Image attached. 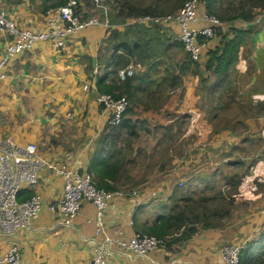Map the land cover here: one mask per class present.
I'll use <instances>...</instances> for the list:
<instances>
[{
  "label": "crops",
  "instance_id": "1",
  "mask_svg": "<svg viewBox=\"0 0 264 264\" xmlns=\"http://www.w3.org/2000/svg\"><path fill=\"white\" fill-rule=\"evenodd\" d=\"M56 1L4 0V5L19 25L40 29L59 6L53 5ZM78 2L82 8L86 7V0ZM205 9L207 7L203 6L202 11ZM257 10L254 17L229 21L208 41L197 61L189 59L181 44L167 43L177 48L174 53L162 57L167 58L161 62L169 61L170 64L159 62L153 69L140 60L136 69L141 66L138 71L140 75L144 73L134 78L133 86H138L139 80H154L166 74L173 69L172 66H178L181 72L189 63L207 77L206 83L210 87L214 83L217 88L232 83L237 105L264 104V99L259 96L264 91V9ZM111 23L118 27L124 25ZM172 26L178 32L177 24ZM110 29L104 25L89 26L71 35L64 49L49 42H38L34 48L20 52L7 67L9 76L0 82V135L9 136L19 144L35 142L41 157L65 161L77 171L90 170L92 157L99 149V138L110 117V109L98 99L103 92L98 80L104 76L107 77L105 84L121 83L118 70L115 75L111 71L114 65L111 45L115 43V37ZM238 29L246 32L241 34L235 60L225 72L216 73L209 69V51L219 47L223 39L237 38ZM11 41L12 35L0 29V57ZM178 67L171 72L173 80L179 73ZM185 78H192V75ZM227 133L224 130L219 136L223 138ZM225 147L224 143L218 144L214 154L220 156ZM212 160L203 150L201 155L188 160L180 173L188 176L209 166ZM175 182V177L154 180L139 188L136 194L115 196L104 215L107 231L123 238L135 231H144L159 214L168 210L151 220L142 218L143 210L152 201L170 200ZM28 188L42 198L39 215L31 227L19 229L10 236H0V251L15 243L22 249V264H91L96 242L94 221L97 207L94 203L85 201L72 223L65 225L61 208L64 177L43 166L39 182ZM258 202L261 204L253 214L233 215L225 223L210 226L199 224L191 237L166 244L147 255H137L114 245L105 264H226L221 254L226 243L246 240L247 245L250 242L257 246L264 244V198Z\"/></svg>",
  "mask_w": 264,
  "mask_h": 264
},
{
  "label": "rangeland",
  "instance_id": "2",
  "mask_svg": "<svg viewBox=\"0 0 264 264\" xmlns=\"http://www.w3.org/2000/svg\"><path fill=\"white\" fill-rule=\"evenodd\" d=\"M76 1L77 11L85 15L102 10L94 0H86L84 8ZM185 1L104 0L110 21L124 23L128 19L118 33L114 32L115 43H112L111 51L123 41L133 49L130 54L123 48L118 51L124 57L118 65L112 66L114 75L116 70L129 64L135 67L131 77L143 76L144 72L140 75L138 71L141 66L137 65L136 69L140 60L153 69L159 62L170 64L161 61L167 58L163 56L177 49L167 43L179 44V34L173 23L132 20L141 15L173 14ZM250 4L249 0H218L213 11L207 10L223 20L233 21L236 18L227 15L238 14ZM259 8L255 7V11ZM140 9L147 11L127 15L129 11ZM187 64L181 72L177 66L179 73L174 80L171 72L177 67L172 66L171 71L154 80H139L138 86L131 88L132 94H122L128 97L132 107L124 116L130 122L123 124L115 134L116 138L105 144V154L120 164L115 184L119 189L135 190L154 180L175 177L171 199L152 201L141 214L144 219L151 220L153 216L179 206H187L189 213H202V207L206 205L212 224L225 223L233 215L253 214L261 204L258 201L264 198V104L237 105L232 83H224L218 88L214 83L210 87L206 83L207 77L193 64ZM186 75H192V78L186 79ZM124 81L120 79L117 93L125 89ZM224 130L228 132L227 136L221 138L219 133ZM222 143L226 144L225 150L217 156L214 148ZM101 145L104 144L99 143V147ZM203 150L214 159L210 165L188 176L180 173L186 162L201 155ZM203 223L205 221H198L196 226ZM161 238L165 244L173 242L169 241L172 236ZM259 257L254 264H264V253Z\"/></svg>",
  "mask_w": 264,
  "mask_h": 264
},
{
  "label": "built area",
  "instance_id": "3",
  "mask_svg": "<svg viewBox=\"0 0 264 264\" xmlns=\"http://www.w3.org/2000/svg\"><path fill=\"white\" fill-rule=\"evenodd\" d=\"M76 0H68L57 6L49 16L45 26L33 29L19 25L7 11L4 0H0V29L12 35V41L0 57V82L9 76L7 67L17 55L35 47L38 42H49L58 49H64L71 35L89 26L104 25L113 28L108 17V9L104 0H94L102 8L99 13L85 15L77 11ZM207 0H186L182 7L168 15H141L132 22L176 23L179 39L191 59L201 58L208 41L220 29L228 25L217 15L202 11ZM79 4V2H78ZM259 18V17H258ZM124 22L123 24H126ZM133 65L118 69L120 79L133 75ZM264 99V91L259 94ZM99 102L110 109L108 123L118 126L124 119L129 99L126 95L116 96L113 93L101 92ZM48 167L64 177V193L61 199V208L65 215V225H70L80 212L85 201L89 200L97 207L95 223V245L91 264H105L106 256L111 253L114 245L125 251H133L137 255H147L164 245L161 237L146 231H135L128 238L115 236L107 231L104 215L115 196L136 194L138 189L123 190L119 188L106 189L100 187L89 170L77 171L65 161L46 159L38 154V145L35 142L19 144L9 136L0 135V236H10L19 229L32 226L34 219L39 215L43 201L41 196L33 192L26 198L20 199L19 192L25 187H33L39 182L40 170ZM247 241L226 243L221 248V254L226 264H241V253ZM0 264H22V249L18 244H10L8 249L0 251ZM47 264V263H42Z\"/></svg>",
  "mask_w": 264,
  "mask_h": 264
},
{
  "label": "trees",
  "instance_id": "4",
  "mask_svg": "<svg viewBox=\"0 0 264 264\" xmlns=\"http://www.w3.org/2000/svg\"><path fill=\"white\" fill-rule=\"evenodd\" d=\"M217 1L218 0H207L206 7L208 8L209 11H213L214 9L213 7L216 5ZM249 2L251 3L250 4L251 6L248 9H244L246 8L244 7L238 14L227 15V17L228 18L241 17L247 19L254 17L256 15L255 7H261L262 9H264V0H249ZM64 3H66V0H58L54 2L53 5H60ZM146 11L147 10L145 9H140L139 11L132 10L129 11L128 12L129 14L127 13V15H131V14L133 15L136 13L145 14ZM111 29L112 32L115 33H118L120 31V27L118 26ZM243 32L246 31L242 29L240 30L238 29L237 30V33L239 34L237 36L238 39L236 37H232L231 39H227V40L223 39V42L221 43V45H219V47L209 51L210 58L207 64V67L209 69H213L214 72L216 73H218L219 71L225 72L227 70L230 64L237 57L236 55L239 52V46H240L239 43L242 39L241 34H243ZM178 43L183 45L180 39L178 40ZM122 48L124 49V52L126 54H130L133 51L132 45L128 44V42L126 41L116 44L112 56L115 65H118L119 62H121L120 60L124 57L123 54L121 53L118 54V51L121 50ZM127 62H125V64ZM106 78L107 77L103 76L98 80V86L101 91L107 93H113L116 96L129 92L130 94H132L131 88L133 87L134 77L129 76L125 79V81L123 82L125 89L119 91V93L114 92V90L118 87V84L115 83L105 84ZM131 108L132 107L129 106L126 112H129ZM128 121H129L128 117H124L123 121L118 126H110L108 123L101 137L99 138V143L100 144L102 143L104 145H101L98 151L93 155L90 170L94 171L91 172L94 174L95 180L100 187H104L106 189L117 188L115 182L116 179L118 178L117 174L120 170V164L119 162L115 163L110 159L108 155L105 154L106 152L105 144L110 139L116 138L115 134L118 132V129L121 126H123V124H127ZM32 194H33L32 190H30L28 187H25L19 192V198L26 199L30 197ZM202 209H203L202 213H199V211L195 213H189L188 212L189 208L187 206L184 207L179 206L177 208H172L167 212L159 214L153 223L146 226L144 231L156 235L158 237H166L167 235L172 236V239L169 241H173V242L177 240L189 238L197 231L196 222L205 221V226L212 225L206 205H204ZM166 244H170V243H166ZM263 253H264V244L257 246L254 243L250 242L248 243V245H246V247L243 249L241 253V264H254L256 260L258 262L260 258L259 256H262Z\"/></svg>",
  "mask_w": 264,
  "mask_h": 264
}]
</instances>
